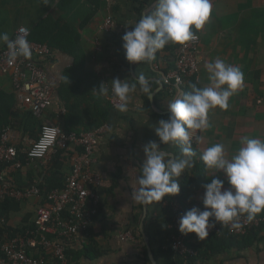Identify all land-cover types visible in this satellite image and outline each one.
<instances>
[{"label": "crops", "instance_id": "obj_1", "mask_svg": "<svg viewBox=\"0 0 264 264\" xmlns=\"http://www.w3.org/2000/svg\"><path fill=\"white\" fill-rule=\"evenodd\" d=\"M211 3L210 18L197 32L200 46L199 72L194 77L195 84L201 88L208 86L210 81L205 65L222 59L226 64L242 70L244 87L230 97L227 110L218 107L210 109L209 128L194 134L203 137L202 142L197 144L195 139L193 142L201 154L205 148L221 143L225 146L226 158L230 159L242 137L264 139V0H211ZM154 7L155 0H0V33H7L10 39H13L18 28L24 27L30 31L48 17L82 33L84 41L93 36L97 39V43L87 42L85 70L88 74L77 78L83 79L81 84L73 83L66 76L74 64L72 56L53 50L51 57L40 59L46 81L53 88L50 104L39 119L42 124L57 126L61 130L83 129L90 125L91 120L81 113H91V98L101 97L93 92L96 89L89 86L92 77H96L101 84L116 78L122 81L135 78L136 74L143 73L150 81L151 99L137 86L136 92L131 94L126 113L119 112L118 108H113L109 113V130L99 137L94 148V163L90 168L101 178L96 189L100 209L87 232L71 248L78 253L79 245L92 241L101 256L92 260L77 257L75 260L74 253L69 264H151L149 258L148 262L142 258L146 247L139 225L145 206L133 202L132 184L145 159L144 145L150 140L160 144L154 127L158 126L160 120L168 119L167 105L178 98L179 93L163 82V71L167 68L165 54L159 55L158 51L156 59L151 62L130 64L125 58L122 36ZM107 17L112 18V25L106 31L104 23ZM5 48L6 44L0 41V52ZM189 79L185 81L182 96L190 85ZM0 86L12 93L8 78L0 77ZM66 106L75 108L73 115H69ZM15 139L18 156L26 155L24 152L32 140L26 147L18 133ZM160 147L179 155L180 149L176 145L160 144ZM54 156L55 153H52L45 160L30 161L29 166L21 167L15 173L16 186L25 188L42 182L44 169L52 163ZM73 158V151L63 158L62 172L65 175L70 172ZM194 171L195 163L179 178L180 186ZM213 178L223 180L225 188L229 187L222 172L205 169L201 189L193 197L192 203L202 201L203 185ZM173 202L165 200L147 206L144 232L157 264H182L181 257L170 248L175 219ZM21 203L19 212L12 214L8 223L13 228L34 224L38 202L31 199ZM136 218L139 219L138 233L141 239H123L121 236L131 232ZM190 243L193 244V240ZM204 243L205 240L200 244ZM197 264H264V242L248 249L231 250L208 260H200Z\"/></svg>", "mask_w": 264, "mask_h": 264}, {"label": "clouds", "instance_id": "obj_2", "mask_svg": "<svg viewBox=\"0 0 264 264\" xmlns=\"http://www.w3.org/2000/svg\"><path fill=\"white\" fill-rule=\"evenodd\" d=\"M211 12V0H155L153 10L122 36L127 62H151L156 59V53L170 42L186 45L198 39L196 32L208 22ZM28 35L27 28L19 29L15 39H10L7 33H0V41L8 49L7 62L10 65L19 57H31ZM205 68L210 84L202 88L190 84L189 92L169 101L168 119L160 120L154 127L160 144L178 146L179 155L162 149L155 140L144 145L145 159L132 184L135 204H158L164 198L180 193L179 178L187 169L194 167L196 152L192 147L193 139L197 144L203 140L194 134L209 128L210 109L227 110L230 97L244 87V74L238 66L216 59L207 63ZM137 86L151 99L150 81L143 73L123 81L116 78L108 83L101 82L99 90L93 92L118 100V111L126 113L131 94L136 92ZM200 159L206 169L222 172L229 187L225 188L224 181L219 178L204 184L203 210L193 207L180 218L181 234H195L203 241L216 224L230 225L238 230L242 228L240 217L246 216L251 222L264 212V139L242 137L230 159L226 158L225 146L216 143L205 148Z\"/></svg>", "mask_w": 264, "mask_h": 264}, {"label": "built area", "instance_id": "obj_3", "mask_svg": "<svg viewBox=\"0 0 264 264\" xmlns=\"http://www.w3.org/2000/svg\"><path fill=\"white\" fill-rule=\"evenodd\" d=\"M112 18L107 17L104 29L111 28ZM16 30L13 39L19 34ZM31 57H19L15 63L9 64L8 49L0 52V77L9 79L16 101L24 112H30L40 119L47 110L53 88L47 81L40 66V59L51 57L53 49L46 44H39L29 40ZM198 39L181 45L176 59L175 69L164 76V84L178 90L182 97L186 79L195 77L199 72L198 52L200 35ZM178 97V98H179ZM113 108H118L119 101L109 97ZM109 130L107 125L90 133L64 134L62 130L53 125L43 124L36 140L29 143L24 152L31 160H45L56 150L73 151L74 158L70 172L61 190H53L45 197L36 186L18 188L13 175L21 168L18 161L19 149L15 145L16 132L8 126L0 132V202L11 199L18 202L35 199L37 208L35 212L34 231H26L23 235L10 238L4 235L0 241V264H46V258L54 259L58 264H68L66 245L76 243L87 232L88 227L98 215L100 200L96 193L101 182L98 174L91 170L94 163V148L101 135ZM195 139V138H194ZM193 139V141H194ZM175 213L174 232L170 238L171 250L182 259V264H189V258L195 252L187 247V235L179 232V220L183 211L178 202H173ZM262 219L255 218L248 222L246 216L240 217L241 229H232L230 225L224 226L231 235L243 237L251 226L258 227ZM212 221H210L211 223ZM220 224L209 231V235L221 233ZM123 239L134 240L132 232L121 236ZM41 253L35 257L33 254Z\"/></svg>", "mask_w": 264, "mask_h": 264}, {"label": "trees", "instance_id": "obj_4", "mask_svg": "<svg viewBox=\"0 0 264 264\" xmlns=\"http://www.w3.org/2000/svg\"><path fill=\"white\" fill-rule=\"evenodd\" d=\"M29 40L39 44H46L53 50H58L72 56L74 58V64L73 67L66 72V76L69 77L73 83L81 84L84 82L83 79L77 80V78L85 77V75L88 74L85 70V61L87 56L86 45L88 44V41L90 43H97V39H95L94 36L90 37L88 41H84L82 33L72 29V27L68 25L62 24L61 21L55 22L52 17H48L39 21L30 30ZM180 46L181 45L172 43L171 45L165 46L164 49L159 51V55L161 53L165 54L164 60L167 62V68L163 71L164 76L175 69ZM188 82L189 84H195L194 77H191ZM99 85V80L96 77H92L91 81L89 82V86L98 91ZM188 87L184 90V93H187L191 90L190 87ZM91 100L92 102L89 103V107L92 108V112H85V114L81 113V115H85L91 120L90 125H87L83 129H63L62 132L64 134L90 133L104 125H107L109 113L113 111V107L109 103V97L101 96L99 98H91ZM73 109L75 108L66 106V110L69 112V115H73ZM42 125L43 124L38 118L34 117L30 112H24L17 105L15 97L11 92L8 93V91H4L0 86V132L3 128L10 126L16 133L20 135L21 143H23L25 138H28L29 140H36ZM192 147L196 152V156L194 157V173L192 176L186 177L184 179L180 193L178 195L170 198L166 197L162 200H173L174 202H178L182 208L183 215L193 207L203 210L202 201L200 203H192V199L198 190L201 189L206 168L200 159L201 153L196 150L194 142ZM68 153L69 152L57 149L52 163L46 165L44 169L43 173H45V176L43 181L32 185L36 186L44 197L53 190L63 189L65 180L68 176V174L65 175L62 172V166L64 162L63 158L64 156H67ZM17 159L21 163V167L25 168L26 166L30 165L31 160L27 157V155L18 156ZM13 177H15V174ZM21 204V202L11 199H5L4 201L0 202V241L4 235L14 238L23 235L26 231L35 230L34 224L17 226L15 228L9 226L8 223L10 221L11 215L19 212ZM255 218L262 219L263 221L258 227L251 226L248 229L247 234L243 237L231 235L224 226L221 227V233L219 236L216 234L208 235L204 244H200L201 240H199L195 234H188L187 247L195 252V256L189 258V264H197L200 260H208L213 256L228 253L231 250L240 251L248 249L255 244L264 242V212L258 214ZM138 223L139 219L136 218L133 229L131 230L135 241H139L141 239V235L138 233ZM192 240L193 244L190 243ZM71 246L72 245H66L68 264L73 260L71 257L74 255V253L75 260L77 257L92 260L101 256V253L97 251L96 246L92 241H87L83 245H79L78 248L80 249H78V253L74 252ZM33 255L35 257H39L41 256V253ZM0 257H2L1 252ZM142 258L145 262H148L146 251L143 252ZM46 264L58 263L54 259L47 257Z\"/></svg>", "mask_w": 264, "mask_h": 264}, {"label": "water", "instance_id": "obj_5", "mask_svg": "<svg viewBox=\"0 0 264 264\" xmlns=\"http://www.w3.org/2000/svg\"><path fill=\"white\" fill-rule=\"evenodd\" d=\"M146 215H147V206L144 207L143 219L140 222L139 229H140V233L142 235V239L144 241V244H145V247H146V251H147V254H148V258H149L151 264H157L156 260H155V257L153 255V252L151 250V247H150L149 238L144 232V220L146 218Z\"/></svg>", "mask_w": 264, "mask_h": 264}, {"label": "rangeland", "instance_id": "obj_6", "mask_svg": "<svg viewBox=\"0 0 264 264\" xmlns=\"http://www.w3.org/2000/svg\"><path fill=\"white\" fill-rule=\"evenodd\" d=\"M15 141H16V139H15ZM28 142H29V139L28 138H26L24 141H23V143H24V145L27 147V145H28Z\"/></svg>", "mask_w": 264, "mask_h": 264}]
</instances>
